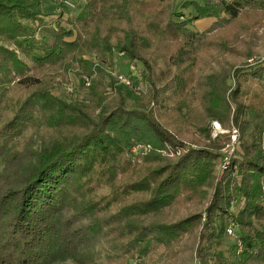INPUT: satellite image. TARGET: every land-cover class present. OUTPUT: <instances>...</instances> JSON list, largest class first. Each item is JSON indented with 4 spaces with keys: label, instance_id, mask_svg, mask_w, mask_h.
<instances>
[{
    "label": "trees",
    "instance_id": "trees-1",
    "mask_svg": "<svg viewBox=\"0 0 264 264\" xmlns=\"http://www.w3.org/2000/svg\"><path fill=\"white\" fill-rule=\"evenodd\" d=\"M189 6L183 20L177 0H86L52 28L54 0H0V264H127L159 247L176 264H264V0ZM206 16L211 29L189 26ZM116 52L142 63L147 93L123 74L109 91ZM158 64L174 69L161 87ZM68 72L91 79L87 99L51 91ZM192 92L196 105L180 97ZM172 97L178 130L160 118ZM212 120L239 132L225 167ZM29 126L38 150L13 143ZM225 235L229 255L214 249Z\"/></svg>",
    "mask_w": 264,
    "mask_h": 264
},
{
    "label": "rangeland",
    "instance_id": "rangeland-1",
    "mask_svg": "<svg viewBox=\"0 0 264 264\" xmlns=\"http://www.w3.org/2000/svg\"><path fill=\"white\" fill-rule=\"evenodd\" d=\"M54 1L60 6L61 9L55 12L56 15L50 14L48 16H44V19L46 23L48 24V26L52 28L56 27L57 24L65 26V27H71V25L66 20L68 15H76L83 8L86 2V0H70L74 3V6L68 7V6H62L61 4H59V0H54ZM185 1H191V0H177V11L179 13H184L183 16L180 15V19H183V20H185L189 16L196 14L195 8L193 6H189L187 8L182 7ZM197 1L202 2V0H197ZM216 20H217L216 17L206 16V17H202L200 19L190 22L189 26L192 27L195 31L205 32L211 29V27L213 26ZM48 26L46 25L42 26L39 36H43L45 34L49 35V33H47ZM263 28H264V23H263V27L259 28L260 34L264 33ZM258 50H259V53L261 54L258 57V60H263L264 59V45L260 44V46H258ZM248 61L249 63L254 62L253 58L249 59ZM109 66L110 67L107 68V77H106V83L109 86V91L111 89L110 83L112 81V77H115V74H123V75H127V77L130 76L132 79H137L136 80V82L138 81L137 87H136L137 95L145 94L148 92L150 88L149 83L141 80L140 70L142 69V66H143L142 63L129 62V60L124 55H121L120 53L116 52L114 55V58L112 59V63H110ZM159 68L162 69V72L159 73L161 75H159V80H158V85L161 87L167 81H169V78L172 77L174 69L171 67L166 68V66L164 67L162 64H158L157 69L159 70ZM52 80L53 81L50 84L51 91L59 97L63 99H71V100H85L88 98V94H89L88 87L90 84L89 85L85 84L82 78L77 77L74 73L68 72L65 75V79H62L61 77H57L56 79H52ZM229 80H230V83H233V79H229ZM90 82H91V79H90ZM70 87L72 89H70ZM168 93H170V91H168ZM9 94L13 95L16 98L19 95L23 96L25 94V91L21 88H18L17 86H13ZM180 97H183V99L186 98V100L192 105H196L198 103V99L194 92L188 95L186 93L181 94ZM8 102H10L11 106H9V108L7 109H5L6 107H3V111H4V114L11 115L12 110H13V104H11V101H8ZM175 104H176V101L173 97L169 99L168 105L165 107L166 111L164 112V115H161L160 117L162 122L172 130H178V127L181 126L179 122L177 121V119L181 118V115H179L178 111L174 108ZM185 111L186 109L183 108L182 112H185ZM173 116L177 118L176 121L173 120L174 118ZM215 121H218V120H212L210 124L212 136L215 137L217 134H221L223 135L222 137H224V139L227 141L226 143L227 144L230 143V141L232 140L231 130L235 126L232 125L230 128H224L223 125L218 121L221 127L216 128L214 127ZM182 127H184V130L187 133L191 131V127L187 123L182 124ZM38 131H42V129H39L38 127L36 128L35 126H29L27 129H25L22 132L20 137L15 139L13 143L15 144L17 148H20V149L38 150L41 144L40 134ZM227 144L225 148L222 149L223 155L225 156L230 154V150H233V146H230V148H228ZM139 149L140 148L138 147V145L134 147V150L136 152L139 151ZM237 149H238V146L236 142L234 146V150L231 151V153L235 154V151ZM4 165H5V161L3 162V160L0 159V169H3ZM99 191L107 193L109 192V189H107L106 187H103ZM234 241H235V236L225 235V238L223 239L222 244L218 246L217 245L214 246V249L222 250L227 255H229V253L234 248ZM103 259H104L103 256L99 258V264H106L105 260ZM127 264H176V263L173 261L171 257L166 256L163 247H159V248L152 250L147 256L137 255L135 257L130 258Z\"/></svg>",
    "mask_w": 264,
    "mask_h": 264
},
{
    "label": "built area",
    "instance_id": "built-area-1",
    "mask_svg": "<svg viewBox=\"0 0 264 264\" xmlns=\"http://www.w3.org/2000/svg\"><path fill=\"white\" fill-rule=\"evenodd\" d=\"M66 4L70 5V6H74V3L70 0H65ZM86 84L89 85L90 84V79L89 78H86ZM119 80L122 82V83H125V84H128V85H132L130 79L125 76V75H119ZM70 89H72L70 87ZM214 127H218L220 128L221 125L218 121H215L214 122ZM238 136H239V132H238V129L236 127H233V129L231 130V137H232V140L230 141V143L227 144V147L230 148V146H233V150H234V146L238 140ZM233 150H230V154L226 156L225 158V162H224V167L227 166L230 162V156H231V151ZM234 223H232L229 228H228V233L229 234H234ZM241 247V246H240Z\"/></svg>",
    "mask_w": 264,
    "mask_h": 264
}]
</instances>
